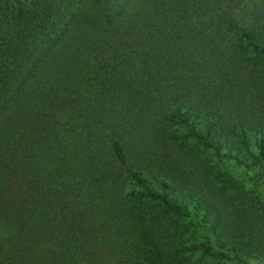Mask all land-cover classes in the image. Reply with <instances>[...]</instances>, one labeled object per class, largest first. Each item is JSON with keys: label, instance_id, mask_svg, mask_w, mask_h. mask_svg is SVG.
Here are the masks:
<instances>
[{"label": "trees", "instance_id": "1", "mask_svg": "<svg viewBox=\"0 0 264 264\" xmlns=\"http://www.w3.org/2000/svg\"><path fill=\"white\" fill-rule=\"evenodd\" d=\"M263 184L264 0H0V264H264Z\"/></svg>", "mask_w": 264, "mask_h": 264}, {"label": "rangeland", "instance_id": "2", "mask_svg": "<svg viewBox=\"0 0 264 264\" xmlns=\"http://www.w3.org/2000/svg\"><path fill=\"white\" fill-rule=\"evenodd\" d=\"M196 161H193L191 166L189 167L188 171L192 175L193 179L195 177H200L201 180H199L198 188L196 190H199L201 192V195L203 196V173L206 171L214 172L217 170L216 165H214V161L211 159L210 156L203 154L202 152H197ZM207 169V170H206ZM206 170V171H205ZM262 197L264 199V184L261 187ZM175 232V231H174ZM181 237V239H180ZM201 237L197 234L191 233V232H185L182 235H179V243L183 245H191L192 243L196 241H200Z\"/></svg>", "mask_w": 264, "mask_h": 264}]
</instances>
